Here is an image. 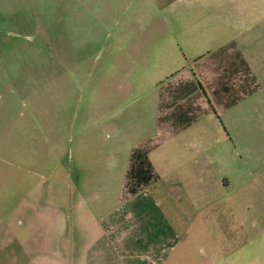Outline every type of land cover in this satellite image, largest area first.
<instances>
[{
  "label": "rangeland",
  "instance_id": "rangeland-1",
  "mask_svg": "<svg viewBox=\"0 0 264 264\" xmlns=\"http://www.w3.org/2000/svg\"><path fill=\"white\" fill-rule=\"evenodd\" d=\"M242 22L264 85V0H0V264L13 262L22 232L53 228L41 214L53 216L77 190L97 198L118 182L113 128L126 143L152 134L143 95L159 78L152 64L161 41L187 36L210 50ZM262 101L240 126L245 140L228 144L226 166L184 169L181 186H197L177 192L182 264H264ZM215 178L228 186L210 188Z\"/></svg>",
  "mask_w": 264,
  "mask_h": 264
},
{
  "label": "crops",
  "instance_id": "crops-1",
  "mask_svg": "<svg viewBox=\"0 0 264 264\" xmlns=\"http://www.w3.org/2000/svg\"><path fill=\"white\" fill-rule=\"evenodd\" d=\"M245 24L229 26L234 34L210 50L187 36L161 41L152 64L159 78L149 81L152 85L143 95V107L153 108L152 134L139 143H126L127 135L121 139V128L115 126L118 147L111 156L123 166L118 182L104 186L107 193L97 198L77 190L53 210V216L41 214L40 222L50 220L53 228L17 236L9 264H182L176 254L182 234L177 192L197 186L192 181L181 186L184 169L199 163L202 172L226 166L228 144L245 140L240 126L250 120L247 110L255 113L262 107L264 85L248 54L252 39L240 37L250 27ZM150 68L147 62L148 74ZM182 142L192 143L196 151L185 149ZM183 153L192 157L190 163L183 165ZM219 182L229 184L215 178L207 185L212 188ZM151 186L158 191L152 193ZM165 204L171 206L168 211Z\"/></svg>",
  "mask_w": 264,
  "mask_h": 264
},
{
  "label": "trees",
  "instance_id": "trees-1",
  "mask_svg": "<svg viewBox=\"0 0 264 264\" xmlns=\"http://www.w3.org/2000/svg\"><path fill=\"white\" fill-rule=\"evenodd\" d=\"M199 88L203 91L201 84L197 81Z\"/></svg>",
  "mask_w": 264,
  "mask_h": 264
}]
</instances>
